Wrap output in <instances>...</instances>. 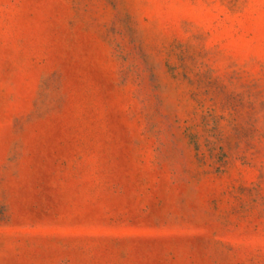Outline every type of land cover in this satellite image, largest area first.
<instances>
[{"label": "rangeland", "instance_id": "obj_1", "mask_svg": "<svg viewBox=\"0 0 264 264\" xmlns=\"http://www.w3.org/2000/svg\"><path fill=\"white\" fill-rule=\"evenodd\" d=\"M0 264H264V0H0Z\"/></svg>", "mask_w": 264, "mask_h": 264}]
</instances>
